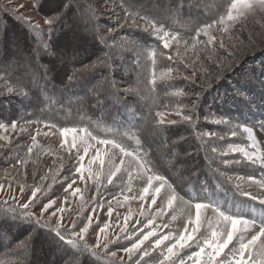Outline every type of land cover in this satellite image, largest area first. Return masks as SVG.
<instances>
[{
	"label": "snow or ice",
	"instance_id": "snow-or-ice-1",
	"mask_svg": "<svg viewBox=\"0 0 264 264\" xmlns=\"http://www.w3.org/2000/svg\"><path fill=\"white\" fill-rule=\"evenodd\" d=\"M107 0H105V3ZM51 5L49 11L44 15V24L46 28H41L39 24L33 23L30 17L21 16L20 10L24 5L20 4L12 11L18 17L23 25H27L31 33H39V36H33L34 48L29 53L26 52L22 43L18 39L10 38L8 35L7 24L0 32V51H5L9 47L13 48L16 55L9 58L4 64H0V80L4 81L5 87L0 88V95H15L21 98L33 97L40 100V94L46 93L49 98L55 95L57 91V80L61 77V70H58L56 63L44 64L41 57L49 56L54 58L62 66L63 78L60 83L67 87L79 80L80 75L87 71L90 74L99 72L101 74V83H108L109 76L115 70V61L118 55L114 51L115 27L99 28L97 24V14L91 5L81 4L80 0H48ZM184 6V0H178V3L165 8L160 0H149V3L140 8L135 4H130L124 8L122 20H117V27H123L128 24L129 27L140 28L137 20L143 22V31L153 36L161 45L159 48H153L150 51L152 63V78L149 81L154 91L157 85L156 66L160 58L168 61H174L175 56L168 54L164 49H169L172 42L176 43L179 56V46L181 44V33L174 31L169 27L165 20L161 18V13L168 15L175 21ZM199 7V4L196 5ZM33 7L40 10L45 7L44 0L39 3L33 0ZM216 9V18L210 23H200L194 29V34L190 36L192 47L195 48L200 43V37L206 36L207 42L212 43L216 37L210 30L214 26H219L221 31H228L229 27L237 22H241L249 15H256L257 12L264 13V0H216L214 5ZM7 13V6H5ZM67 29V33H65ZM59 31L61 34L69 36V39L56 48L52 47L51 37ZM47 36L48 39L44 37ZM141 37L130 40L127 43L125 51L132 52L139 59V53L136 51L140 47ZM89 40L100 46V54L94 59H90L87 64L82 62L77 66L78 57L81 56L86 48L82 45ZM112 41V43H110ZM187 44V40L183 41ZM223 46L221 42V47ZM123 47V46H121ZM135 62V61H134ZM174 69L168 66L163 72L162 77L171 80V74ZM170 86V85H169ZM114 87V86H113ZM100 85L93 88L96 93V103L102 104L103 93L98 91ZM125 91H128L125 89ZM246 91V90H244ZM178 96L186 95L182 89L174 93ZM251 95V93H249ZM114 99L118 102L119 96L113 93ZM200 99L197 94V100ZM227 102V99L224 100ZM241 102L247 106L255 104V100L242 99ZM261 104H264V97L261 98ZM259 107V106H258ZM192 112H184L183 109L177 111L183 124L189 126L192 134L201 142V150L204 152V158L210 166L214 177L218 182L215 188L210 187L205 181L199 190L192 188L189 190L191 181L188 173L198 175L192 169L185 168V160L181 158L178 145L185 137H178L173 140L171 145L164 143V151L159 147L155 149L151 144L146 146L141 136V130L135 125L129 127L124 125L123 129L117 127L115 123L108 125L97 124L105 133L99 136L87 125H75L72 127L60 126L53 120H27L24 123L43 124L48 131L43 134L47 136L49 132L55 130L63 137L60 148L72 154L73 159L79 164L74 168V173L80 174L81 181L86 179L84 173L87 172V179H91L97 186V190L102 182L107 184L119 182L122 185L121 190L132 191L131 181L138 179L144 183L140 193L131 197L125 196V201L139 199L145 201L150 199L149 209L157 203L159 197L161 201H166L167 208L172 209L171 220L175 221L183 216L186 219L184 230L178 234L169 232L160 235L157 232L159 225L153 227L158 217L162 218L165 210L157 207L154 215L147 218V223L139 230L135 242L131 246L123 247V251L128 254V260L134 264H264V197H257L251 192L243 191L240 183L235 184V188L241 197H248L251 201H258L261 206L259 209L254 204L243 201L235 202L232 200H221L216 197V192L221 188L222 183L232 181H242L245 178L239 175H229L228 168L233 165H240L242 162L250 167H258L260 178L254 175L247 176L251 184H259L264 187V150L261 149L257 141L254 128L259 127L264 130V120H258L249 126V123L241 124L236 121V127L232 128L227 135L237 136V129L246 134L247 144L228 143L226 148L217 147L211 141L212 139L223 140L216 131L204 130L199 127L200 116L196 102H192ZM159 119L156 125H176L177 120H166L164 111L155 113ZM90 119V118H89ZM0 130L8 132L9 129L16 131L18 120L13 119L6 113H0ZM204 121L215 123L216 125H231V117L221 116L212 120L205 115ZM20 131H25L20 128ZM156 135L159 132L153 128ZM53 134H55L53 132ZM40 135L37 130L36 135L31 137L32 144L27 148V153H32L37 147V136ZM70 138V139H69ZM0 140L7 141L8 136L0 134ZM134 141V147L128 143ZM94 142V143H93ZM3 145H0L2 147ZM89 148H94V154L89 155ZM75 150V152H73ZM81 150L83 154H81ZM232 154V158L229 157ZM239 154L240 158H235ZM190 155V154H185ZM85 156H89L87 166L83 163ZM119 162L117 163V159ZM17 163H27V159L17 158ZM97 164V170H93L92 165ZM221 165L223 167H221ZM60 168H63L61 164ZM59 171V170H58ZM72 172L73 169H69ZM125 178L127 183L125 184ZM220 178H223L222 180ZM67 179V177H65ZM76 181L73 179L67 184L64 191L67 193L73 189ZM2 188V186H0ZM41 186L36 185L31 190V195L27 199H18L12 197L13 203L7 200L0 202V244L5 247H11L15 250L17 257L15 264H31L29 257L39 247L47 248L52 256L50 264H82V257L88 254L91 257L100 256L97 248H101L100 235L103 234L104 243L102 245L103 254L108 257H116V252L110 251L109 245L118 242L109 239L105 224L100 228L97 234V243L90 246L86 241V234L92 223V217H86L87 223L78 225L75 221H69L68 225L63 223L65 208L63 206L55 207L56 201L49 198L47 203L40 201L37 193L41 191ZM23 185L19 188L20 196L24 194ZM71 195H79L81 200L84 196L80 188H75ZM68 197H65L67 202ZM39 202V204H38ZM119 203V201H117ZM39 206V213L34 210ZM15 205V206H13ZM102 207V205H98ZM141 215H145L143 205H141ZM95 211V209H93ZM211 212V215L208 213ZM58 213L60 215H58ZM108 214H112V208L109 206ZM250 214V215H249ZM131 215V213H129ZM129 217H125V221ZM136 223H142L137 220ZM191 225V228H189ZM164 228L169 224L165 223ZM148 229V231H144ZM125 231V228H121ZM23 232L22 236L18 234ZM250 235V239L247 238ZM125 239L131 237L125 236ZM150 238H155L145 246V242ZM168 241L169 243H165ZM231 245V247H229ZM195 249L189 253L186 249ZM227 249V251H225ZM156 253L153 256V253ZM149 259H145V258ZM121 264H123V258ZM3 264V261H0Z\"/></svg>",
	"mask_w": 264,
	"mask_h": 264
},
{
	"label": "rangeland",
	"instance_id": "rangeland-1",
	"mask_svg": "<svg viewBox=\"0 0 264 264\" xmlns=\"http://www.w3.org/2000/svg\"><path fill=\"white\" fill-rule=\"evenodd\" d=\"M197 1L201 4V8L196 6L198 4ZM36 2L39 3L40 0H36ZM44 2L45 7L37 10L33 7V0H0V32L3 31L6 23L9 37L18 39L22 43L24 50L30 53L34 48L33 36H39V33H31L27 25L19 22L12 9L23 4L24 9L20 10L19 14L24 17H30L33 23L39 24L41 28H46L44 15L49 11L51 5L48 0H44ZM80 2L81 4L91 5L95 9L99 28H116V33L113 34L115 36L114 51L122 53L118 55L115 61V70L112 73L114 77L110 79V75L108 83H101V77L96 79V82L100 84V88L111 89L112 85L115 84L114 82H116V86L118 85L119 88L121 87L124 90L127 89V92L131 94L134 100L143 101V108L147 106L150 109V106L151 108L154 106L152 104L157 105L151 112V125L145 134L146 140L149 141L151 138H155L154 141L157 140L156 133L153 131L154 127L159 132L158 139L160 144L156 145V147H159L160 151L161 149L165 150V142L171 145V142L177 140L178 137H185L178 145L181 158L185 160L184 167L192 169L195 173L203 172L207 161L204 158V152L201 150V142L192 134L189 126L180 122L181 117L176 114L181 109L184 112H192V102H196L200 116L199 127L204 130L216 131L220 136L224 137L223 140L212 139L211 142L213 144L220 148H226L228 143H248L246 134L240 129H237L236 137H230L227 133L236 127L237 120L241 124L249 123V126L258 120H264V104H261V98L264 97V13L257 12L256 15H249L241 22L231 25L226 32L221 31L218 25L214 26L210 32L216 39L212 43H208V38L201 36V42L195 48L192 47V40L190 39L194 31L189 34L180 32L179 56H176L177 46L175 42H172V46L169 49H164L166 53L175 56V60L168 61L166 57L158 59L157 88L155 87V90L152 91V86L149 83L152 78V75L150 77L152 63L149 53L151 49L156 48L157 44L160 45L159 42L143 31L144 25L142 21L137 20V24L141 26L139 29L135 26L129 27L128 24H124L122 28L117 27V20H122L125 7L135 4L136 8H140L147 5L149 0H107L106 3L105 0H80ZM215 2L216 0H184V12H181L182 14L184 13L182 24L193 23L194 27H196V24L200 22L210 23L212 19L216 18V9L209 6L214 5ZM160 3L165 8L168 6L174 7L178 0H160ZM5 6H7V13L4 10ZM199 9L202 11L200 12ZM196 11L199 12L195 13ZM161 18L167 20L169 16L162 12ZM64 31L67 33V29ZM138 36L142 39L140 47L136 49L139 53V59L137 60L132 52L124 49L128 46L126 42L134 40ZM44 38L48 39L47 36ZM68 39V35L60 33L56 36L54 33L51 37L52 47L56 48L63 45ZM185 40H187V44L183 43ZM221 42L223 44L222 47ZM82 47L86 48V51H83L81 56L78 57L77 66H79L80 62L87 64L90 59H94L96 55L100 54V46L90 40L83 44ZM14 55H16V52L11 47L5 51H0V64L6 63ZM41 59L44 64H57L58 70H61V77L58 78L57 83L62 84L59 82L63 78L62 66L49 56H42ZM168 66L178 69L172 72L171 80L161 76V72ZM87 73L85 71L82 74ZM96 74L100 73L96 72ZM3 87H5L4 81L0 80V88ZM178 89H182L186 95H175L174 93ZM197 94L200 96L199 100H197ZM159 95H162V101L156 102L157 98L160 97ZM30 98L33 99V97ZM21 99L23 98L15 95H0V102L5 103L6 106L9 104L16 106L14 108L16 110L13 108H7V110H11L12 113L10 114L13 115L11 117L19 122L16 131L9 129L8 132H3V130H0V134L8 136L7 141L0 140V145H3L0 147V186H2L0 188V202L7 200L12 204L11 198L14 196L21 200L27 199L31 195L32 188L39 185L42 189L37 193L40 201L47 203L48 199L51 198L56 201L54 208L60 206L65 208L63 213V223L65 225H68L69 221H75L78 225H82L87 223L86 217H92L89 232L86 234V241L90 246L96 245L100 228H104L105 224H108L109 227L105 231L109 239L116 241L117 237H119L118 242L109 245L110 251L116 252V257H108L103 254L102 245L104 238L103 234H101V248H97V252L101 253V255L97 257L109 263L96 260L94 257L84 254L82 264H121L120 258H123V264H134L136 257H133V261H129L128 254L122 249L125 246H131V243L135 242L137 234L142 235L139 230L143 228L144 223H147L148 216L155 214L158 206L165 210L164 216L162 218L158 217L153 225V227L159 225V228L156 229L158 234L165 235L169 232L178 234L184 230L185 217L180 216L177 220L172 221V209L167 208L166 201H161L159 197L157 198V203L152 205L150 209L148 207L151 203L150 199L141 201L137 198L125 201V196H138L142 190L144 183L138 179L131 181V192L126 189L122 191V185L119 182L110 185L106 181L102 182L97 190V186L93 181L87 179V172L84 173L86 179L81 181L79 178L80 174L74 173V168L78 167L79 164L73 159L72 154L60 148L63 137L59 135V132L53 130L45 136L43 133L48 131V129L43 124L24 123L27 120L48 119L45 117L41 119L38 114H35V117L26 116V118H22L20 115L23 114L21 112L24 111V108L21 106ZM225 99H227L226 103L224 102ZM242 99L255 100V104L249 107L241 102ZM259 100L260 106L257 103ZM244 106L249 113L247 118L244 115L245 113L240 111V108ZM157 111H164L166 120H177L178 123L176 125L167 123L165 125H156L155 122L159 119L155 115ZM25 112L27 113V111ZM0 113L7 114L3 110H0ZM205 115H208L212 120L221 116L231 117L233 123L231 125L208 123L204 121ZM38 117L40 119H37ZM21 127L25 131L21 132ZM37 130L40 132V135L37 136V147L33 149L32 153L28 154L27 148L32 144L31 137L36 135ZM254 134L261 149L264 150V135L259 127L254 128ZM94 151V148H89V155L94 154ZM81 154H83L82 150ZM17 158H26L27 163H17ZM225 158H232V154ZM235 158H240L239 154H235ZM88 159L89 156H85L83 161L86 166ZM118 162L119 158L117 159ZM61 164L63 165L62 169L60 168ZM221 167L223 166L221 165ZM92 168L95 171L98 165L93 164ZM69 169H73V171L69 172ZM227 171L229 175H239L245 178L242 181H236L234 178L232 181L227 182L230 190L237 192L235 184L238 182L243 191L251 192L257 197H264V187L259 184H251L247 180L249 175H254L257 179L260 178L258 167H250L242 162L240 165H233ZM187 175L189 179L196 176L191 173ZM73 179L76 183L73 185V189L66 193L64 189ZM126 183L127 178H125ZM21 185L25 188L22 197L19 193ZM75 188L81 189L84 200H81L79 195L75 197L71 195ZM237 193L239 194V192ZM66 196L68 197L67 202H65ZM242 198L261 207L258 201H251L248 197ZM38 204L34 209L37 214L39 213ZM98 205H102V207ZM141 205H143L145 215H141ZM109 206L112 208L111 215L108 214ZM208 214L211 215V212ZM58 215L60 214L58 213ZM125 217H129L127 221H125ZM137 220L142 223H136ZM165 223L169 224L168 228L163 227ZM121 228H125V231L122 232ZM189 228H191V225H189ZM144 231H148V229H144ZM18 235L22 236L23 232ZM125 236L131 237V239H125ZM247 238L250 239V235ZM154 239L150 238L149 241H146L145 246L149 245ZM165 243L169 242L166 241ZM192 250L195 249H186L185 252L190 254ZM155 255L156 253L154 252L153 256ZM16 259L13 248L0 244V261H3V264H15ZM29 259L31 264H50L52 256L48 253L47 248L41 249L38 247ZM145 259L149 258L146 257Z\"/></svg>",
	"mask_w": 264,
	"mask_h": 264
},
{
	"label": "trees",
	"instance_id": "trees-1",
	"mask_svg": "<svg viewBox=\"0 0 264 264\" xmlns=\"http://www.w3.org/2000/svg\"><path fill=\"white\" fill-rule=\"evenodd\" d=\"M197 3L199 4L198 8H201V4L198 1ZM182 11L184 12V10ZM199 11L201 12L202 10L199 9ZM199 11H196L195 13H198ZM183 19L184 13H180L178 16L175 17V21H173L169 17L167 20H165V22L167 25L169 24L168 26L171 27L174 31H178L181 33L184 32V34H189L190 32H193V28H195V25L193 23H190L188 25L182 24ZM198 24H196V26ZM59 34V31L55 33L56 36H58ZM159 47L160 45L157 44L156 48ZM157 69L158 63L155 69L156 73L158 71ZM152 72L153 68L151 66L150 77L152 75ZM100 77L101 74H90L88 72L87 74H81L77 82L69 84L67 87H65L64 84L62 85L57 83V91L55 95L51 98H49V95L46 93L40 94L39 101H37L35 98H26V100L25 98H23L21 99V106L22 108H24V111L21 112L23 114L19 115L22 118H26V116L35 117V114H38L41 119L45 117L48 120H53L57 122V124L60 126L68 125L72 127L75 125H87L94 131L95 134L99 136H104L105 133L101 131L100 128L96 127L97 124L111 125L115 123L117 127H121L122 129L124 125H128L129 127L135 125L136 128L141 130V136L146 146L148 144H151L155 149L156 145L160 144V141L158 139L159 135H156L157 140L154 141L155 138H151L148 141L145 139V134L150 129L152 109L157 105L152 104L154 106L152 108L150 106V109L147 106L143 108V101L139 100L137 97L135 98L138 100H134V98L131 97L130 93L125 91L123 88L121 89V87L119 88L118 85L116 86V82H114L115 84L112 85L111 89H106L108 92L104 88L98 89V91L103 93V103L98 105L96 103L95 98L96 93L93 92V88L99 84L96 82V79ZM113 77L114 75L111 74L110 79H112ZM113 93L119 96L118 102L114 99ZM159 96L160 97L157 98L156 102L159 100L162 101V95ZM259 102L260 100L257 103ZM260 105L261 104L259 103V106ZM15 107L16 106H14L13 104H9L6 106L5 103L0 102V110L6 111L9 116L13 115L10 114L12 113L11 110H7V108L14 109ZM25 111H27V113ZM240 111L242 113H245L244 115L247 118V115H249L247 108L245 106L241 107ZM40 118L38 117L37 119ZM261 132L264 135V130H261ZM128 143L131 144L133 147L135 146L134 141H128ZM161 151L163 150L161 149ZM220 179L222 180V178ZM190 181L191 184L189 186V190H191L192 188L199 190L201 185L205 181H207V184L210 187L215 188V185L218 182L217 178L214 177L212 171L210 170V166L208 165V163L206 164V168L203 170V172H198V175L192 177ZM216 197L221 200L230 199L235 202L243 201L245 203H249L244 198L240 197L237 192L230 190V188L228 187V183L221 184V188L216 192ZM255 206L257 207V209L260 208L257 205ZM94 258L96 260L109 263L108 261H105L102 258Z\"/></svg>",
	"mask_w": 264,
	"mask_h": 264
}]
</instances>
